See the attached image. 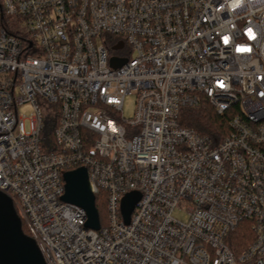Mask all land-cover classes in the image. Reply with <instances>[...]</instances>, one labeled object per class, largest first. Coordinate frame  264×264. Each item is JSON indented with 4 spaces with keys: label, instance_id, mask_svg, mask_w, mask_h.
I'll return each mask as SVG.
<instances>
[{
    "label": "built area",
    "instance_id": "built-area-1",
    "mask_svg": "<svg viewBox=\"0 0 264 264\" xmlns=\"http://www.w3.org/2000/svg\"><path fill=\"white\" fill-rule=\"evenodd\" d=\"M0 13V190L46 264H264V0H0ZM205 100L230 116L220 137L183 124ZM79 167L105 194L97 230L62 200ZM241 223L253 239L235 251Z\"/></svg>",
    "mask_w": 264,
    "mask_h": 264
},
{
    "label": "water",
    "instance_id": "water-1",
    "mask_svg": "<svg viewBox=\"0 0 264 264\" xmlns=\"http://www.w3.org/2000/svg\"><path fill=\"white\" fill-rule=\"evenodd\" d=\"M123 43L114 49H120ZM127 60L111 58L113 67L122 66ZM65 193L62 200L85 209L86 227L99 229L100 216L96 207V196L92 190L89 172L86 167L64 173ZM138 193L128 194L122 202V213L126 223L130 222L131 214L139 201ZM0 264H46L44 257L33 237L23 230L22 219L19 216L12 198L0 190Z\"/></svg>",
    "mask_w": 264,
    "mask_h": 264
},
{
    "label": "trees",
    "instance_id": "trees-1",
    "mask_svg": "<svg viewBox=\"0 0 264 264\" xmlns=\"http://www.w3.org/2000/svg\"><path fill=\"white\" fill-rule=\"evenodd\" d=\"M0 21H4L0 13ZM229 114H219L215 108L209 104L207 100L198 109L184 110L183 124L190 128H193L197 132L209 135L211 137H220L227 133ZM105 194L100 191L96 194V207L99 212L100 222L102 225L106 224L107 212H106V201ZM23 230L29 235V231L23 223ZM232 246L235 251L242 250L251 242L253 239V233L251 232L250 226L247 223H241L239 228L232 235Z\"/></svg>",
    "mask_w": 264,
    "mask_h": 264
},
{
    "label": "rangeland",
    "instance_id": "rangeland-1",
    "mask_svg": "<svg viewBox=\"0 0 264 264\" xmlns=\"http://www.w3.org/2000/svg\"><path fill=\"white\" fill-rule=\"evenodd\" d=\"M136 109V98L135 96H130L127 98L123 104V114L126 117H130ZM20 116L25 119L26 126L29 127L30 124V117L32 116L34 110L33 106L31 104H25L22 105L19 108ZM107 212V211H106ZM178 217L182 218L183 213L181 215H178Z\"/></svg>",
    "mask_w": 264,
    "mask_h": 264
}]
</instances>
